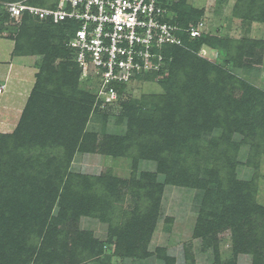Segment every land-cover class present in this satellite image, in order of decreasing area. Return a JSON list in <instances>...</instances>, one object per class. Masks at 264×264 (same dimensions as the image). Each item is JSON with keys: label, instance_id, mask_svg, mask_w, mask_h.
Segmentation results:
<instances>
[{"label": "rangeland", "instance_id": "rangeland-1", "mask_svg": "<svg viewBox=\"0 0 264 264\" xmlns=\"http://www.w3.org/2000/svg\"><path fill=\"white\" fill-rule=\"evenodd\" d=\"M176 1L180 2V0ZM9 2L11 1L0 0L2 25L6 28L0 38V89L3 90V93L0 90V134L3 135L13 134L17 131L31 92L37 82V75L43 60V56L40 54L30 55L16 52V34L10 36L16 25L4 18L6 5ZM45 2L49 4L50 0ZM242 2L241 0H187L186 6L203 12L201 21L205 34L218 39L227 38L246 42L256 53L255 60L250 67H236L232 64L226 67L230 74L241 79L247 86H251L250 88H254L255 91L252 90L251 95H254L253 100L256 102L254 109L258 113L260 112L259 117L256 115V120L260 121L258 127L250 121L253 115L248 118L243 114L244 111L237 109L233 112L232 134L228 135L229 122H221L222 116L226 119L229 114L226 110L223 112L224 107L227 106L221 104L222 100L214 90L206 99V94L201 90V86H198L197 93L206 99V106L202 99L199 101L202 105L191 104L189 97L183 94V88L186 84H191L192 76H189V72H187L188 67L185 68L179 62L177 63L179 65L169 68L163 74L143 75L140 80L127 85L126 92L121 94L120 102L124 100L123 104L119 103L109 107L101 104L96 105V103L92 105L82 132L97 133L98 137L104 139L101 144L106 152L75 151L70 162V170L97 177L102 173L111 174L113 177L125 180L126 185L120 186L122 188L121 199L118 195L110 206L106 201L103 212L99 216L82 213L75 217L74 228L89 231L94 239L106 240L109 235L110 218L116 215L118 219L122 215L126 217L130 211L137 209V202L140 199L135 194L137 191L148 189L152 192L151 199L156 200L158 196L160 197L159 215L145 249L139 250L138 255L125 257V253L117 251V246L114 244L112 247L104 246L105 255L110 257L111 264H167L166 258L175 259L173 264H253V260L248 254L240 252L242 240L240 233L236 231L237 226L230 221H223L217 216L206 217L200 223L204 191L195 186L193 181H185L180 185L168 182L167 175L159 172L157 162L151 158L152 156L150 157L145 148V144L147 142L150 144L149 140L156 137L157 140L154 139L151 144L158 147V143L166 148L164 156H168L170 159L166 162L174 160L173 166H171L174 168L172 171L176 174L179 173L178 162L187 158L189 150L172 147L166 141L168 129L166 117L169 113L177 112L172 108V102L176 100L181 103L180 114L176 115L178 118L187 121L196 119L207 127H212L211 125L215 124L214 128L209 130L206 128L203 131L202 144L205 149H202L199 156L190 155L185 165L196 166L198 164L202 169L221 165L224 163V159L220 155L223 150L232 151L235 155L231 156L235 159L232 163L234 168L228 174L229 178L233 176L230 181L253 182L257 191L256 200L264 205V6H255L257 12L253 15L254 17L246 18V12L243 11L246 9L249 11L256 0H244V4ZM177 16L178 14L175 12V17ZM63 42L62 40V44ZM184 49L193 56L205 58L218 66L224 65L228 59L226 48L217 41L215 44H202L198 49L193 46ZM67 61H72V57L65 49L63 54L56 58L55 64ZM81 82L87 89L95 90L97 87L94 82L84 79H81ZM63 98H65V93L59 84L55 83L51 89L44 88L38 103L31 110L32 119L30 118L31 121L28 122L22 133V140L6 139L4 143H0V149L3 146L6 148L5 152H2L5 163H2L0 170L6 169L8 181L10 180L13 184L11 188L7 189L11 195H23L26 201L31 203L34 197L39 200V203L43 201L41 195L35 193L30 187L33 183L32 178L36 180V176L46 172V165L42 164V161L46 160L44 155L53 161L60 155L54 148L57 145L55 141H59L58 138L62 136L58 126L67 127L79 120L74 109L73 112L72 108L66 111ZM137 100L142 101L145 105L143 106L146 110L144 119L151 118L154 123L134 121L131 125L129 116L133 115L132 104ZM85 113L86 111L80 112L79 115ZM210 115L217 116V120L211 119ZM103 135L106 138H103ZM35 137L36 139H33ZM110 138L119 142L118 147L113 146L111 142L105 144ZM43 139L49 140L44 147H42ZM20 144L24 145V148L20 149L18 147ZM18 150L25 153L27 158L32 159L31 163H28L31 172L21 173L18 166L12 167L11 158ZM116 151L132 153V155L124 153L117 155ZM179 152L183 153L180 159ZM144 154L147 157H144ZM34 155L39 158L38 161L35 160ZM147 173L154 174L156 177ZM139 181L148 186L142 188L138 184ZM254 184H250L249 187L254 188ZM139 187L141 190L138 189ZM77 188L79 186H76L74 191ZM6 194L8 195V193ZM139 201L138 203L143 207L147 205L152 207L156 204L152 200L149 203ZM28 206L31 204L28 203ZM115 220L117 221V218ZM209 221H212L213 224L207 225ZM39 230V227H27V241L32 242L34 235ZM41 232V237L37 239H43L48 230L44 227ZM46 237L51 240L46 263L51 264V260L53 264L76 262L74 259L69 262L65 260L62 253L65 240L60 232L53 234L49 232ZM17 248L18 246L8 252L14 259H19L22 256ZM143 251H145V255L141 257ZM36 254L30 249L24 255H27L26 257L30 260L34 259ZM107 260L108 258L105 259V261ZM88 264H101V262L89 261Z\"/></svg>", "mask_w": 264, "mask_h": 264}, {"label": "trees", "instance_id": "trees-1", "mask_svg": "<svg viewBox=\"0 0 264 264\" xmlns=\"http://www.w3.org/2000/svg\"><path fill=\"white\" fill-rule=\"evenodd\" d=\"M45 1L27 0L26 3L40 6L55 5V0H50L49 4ZM186 1L171 0L170 3V9L174 14L175 12L178 14L174 20L184 26H188L190 23H197L203 16L202 11L193 10L191 6H186ZM241 1L244 2V0ZM254 4L250 7L249 11L248 9H243V12H246V18L255 15V12H257L255 6L263 7L264 1L256 0ZM1 16L0 13V38L6 29L2 25ZM4 18L16 25L13 28V34H10V36L16 34V52L30 55L40 54L43 56V60L40 72L37 75V82L31 92L17 131L13 134H0V143H4L6 139L22 140V133L27 127L28 122L32 119V108L38 103L43 89H51L55 83L59 84L65 93L63 104L66 105V111L72 108L73 112L74 109L76 115L79 116V120L74 121L67 127L58 126L61 129L62 136L58 138L59 141H55L57 145L54 148L57 149L61 156L59 155L53 161L44 155L47 162L43 160L42 164L46 165V172L36 176V180L32 178L33 183H31L32 186L30 185V187L35 193L41 195L43 201L40 203L35 197L31 203L26 201L23 195L16 196L7 192V189L11 188L13 184L10 180L8 181L6 169L0 170V264H31V262L32 264H49V262L46 263L51 244V240L46 237L49 232L52 234L60 232L62 234L65 240V245L62 248L65 260L69 262L74 259L76 261L69 264H88L89 261H100L101 264H111L110 257H106L105 255L104 246L112 247L113 244L117 246V251L122 254L125 253V257L138 255L139 250L145 249L147 243H149L157 216L159 215L160 197L158 196L156 200L151 199V190L145 189L143 191L142 189V191H137L135 194L140 197L139 200L145 203H149L152 200L156 204L152 207L150 205L143 207L138 203L140 202L139 200L137 202L135 197L137 209L130 211L126 217L122 215L118 219L116 215L110 218L109 235L106 240L94 239L89 231L80 230L73 226L75 217L80 214L99 216L103 212V206L106 204V201L110 206L113 199H117L118 195L121 199L122 188L120 186L126 185V182H124L125 180L113 177L111 174L102 173L97 177L75 173L70 170V162L75 151L85 153L106 152V149L101 144L104 139L102 140L101 137H98L97 133H90V131L82 132L88 120L90 109L96 103V94L94 90L83 86V82L80 80L81 68L74 59L72 49L68 46L69 39L72 36V25L67 21L55 24L50 20L31 17L28 13H24L21 20L17 22L10 17L7 10L5 11ZM62 40L64 41L63 44ZM216 41L221 43L227 50L228 59L224 65L218 66L216 63L205 58H197L183 47L175 46L172 48L173 60L169 68L180 63L185 68L188 67L187 72H189V76H192L191 84L192 81L193 84H186L183 88V94L189 97L191 104L202 105L199 102L202 99L204 106H206L205 100L210 93L213 90L218 93L220 100H222L221 104L227 106L224 107L223 112L226 110L229 113L227 114L228 119L222 116L221 121L224 123L225 121L229 122L228 135L232 134L233 112L237 109L244 111L243 114L248 118L253 115L250 121L254 126L258 127L260 121L256 119L257 116L259 117L260 112L258 113L254 109L256 102L253 100L254 95H251L254 88H250L251 86H247L241 79L230 74L226 67L231 64L236 67H250L255 60L256 53L246 42L234 41L227 38L218 39L210 37L209 34H203L200 38H196L190 43L187 42V45L198 49L202 44H215ZM65 49L70 53L72 61L60 62L56 65V58L61 56ZM178 62L179 64H177ZM160 74L163 73L146 75L153 76ZM198 86H201V90L206 94V99L197 93ZM126 88L127 85L118 86L119 93L123 94L126 92ZM123 103L124 100L120 102V104ZM143 106L145 105L142 101L137 100L133 102V115L129 116L131 125L134 121L154 123L151 121V118L144 119L146 110ZM180 106L181 103L174 100L172 108L176 109L177 112L169 113L166 117L168 126L166 131L167 144L172 147L175 146L189 150L187 158H190V155L199 156L202 149H205L202 144L203 131L206 128L208 130L214 128L215 124H212V127H207L200 124L196 119H189L187 121L186 119L178 118L176 115L180 114ZM84 111H86L85 114L79 115L80 112L83 113ZM216 117L211 116V119H216ZM221 125L224 126L223 123ZM103 138H106V136L103 135ZM33 139H36V137ZM154 139L157 140L156 137L151 138L149 140L150 144L147 142L145 148L148 150L150 157L152 156L151 158L157 162L159 172L167 175V181L177 185L183 184L185 181H193L195 186L204 191L202 197L203 208L201 207L200 209V223H202L204 218L211 216H217L223 221L232 222L237 226L236 231L240 233L242 240L240 252L248 254L252 258L253 264H264V205H261L256 200L257 191L253 182L241 180L236 183L234 180L230 181L233 176L229 178L228 174L234 168L232 163L235 159L231 155L235 154L230 150H223V153L220 155L223 157L224 163L216 166L213 165L206 169H202L198 164L196 166L185 165L188 159L183 158L180 163L178 162L180 168L179 173L176 174L172 171L174 168H171L174 160L166 162L170 160L168 156H164L166 148L158 143V147L153 146L151 142H154ZM43 141L42 147L49 142V140L45 141V139ZM109 142L113 143V146L118 147L117 144L119 142L117 140H111L110 138L105 144L107 145ZM18 147L22 149L24 145L20 144ZM5 150L4 146L0 149V166L2 163H5V157L2 154ZM123 153L132 155V153L115 152L117 155H122ZM15 156L11 158L12 167L18 166L21 173L31 172V170L29 171L30 166L28 163H31L32 159L27 158L26 154L21 153L19 150ZM182 156L183 153L179 152V159ZM144 157H147V155L144 154ZM34 158L37 161L39 160L36 155H34ZM174 165L176 164L174 163ZM147 174L156 177L154 174ZM138 184L142 188L148 186L146 183L140 181ZM250 184H254V188L249 187ZM76 186H79V188L74 191ZM138 189L141 190L140 187ZM152 201L151 204L153 203ZM28 203L31 206H28ZM115 218H117V221ZM210 224H213V222L209 221L207 225ZM26 225L28 228H40L34 235L32 242L27 241ZM44 227L48 230L47 234L43 239H37L41 237V231H43ZM16 246H18L17 251L22 254L19 259L12 258L11 254L8 253L9 250L11 251ZM30 249L37 254L34 259L29 260L26 257L27 255L24 254L25 252L27 254V251ZM144 255L145 251L142 252L141 257ZM106 258H108L107 261H105ZM166 259L168 261L167 264H173L175 261L173 258ZM50 262L53 264L52 260ZM64 264L68 263L64 262Z\"/></svg>", "mask_w": 264, "mask_h": 264}, {"label": "built area", "instance_id": "built-area-1", "mask_svg": "<svg viewBox=\"0 0 264 264\" xmlns=\"http://www.w3.org/2000/svg\"><path fill=\"white\" fill-rule=\"evenodd\" d=\"M171 0H55L53 6L13 1L6 10L15 21L24 13L53 23L68 22V46L81 68L80 80L97 84L96 105L120 103L118 86L146 74L165 73L172 48L205 34L203 22L184 26L175 21ZM2 90V89H0ZM100 102V103H99Z\"/></svg>", "mask_w": 264, "mask_h": 264}, {"label": "crops", "instance_id": "crops-1", "mask_svg": "<svg viewBox=\"0 0 264 264\" xmlns=\"http://www.w3.org/2000/svg\"><path fill=\"white\" fill-rule=\"evenodd\" d=\"M4 70V69H3ZM6 86H7V84L5 85V88H6ZM1 93H3V90H2V92Z\"/></svg>", "mask_w": 264, "mask_h": 264}]
</instances>
